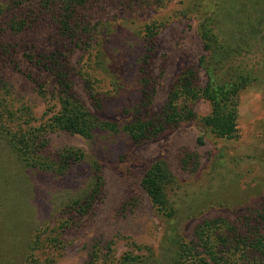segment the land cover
Wrapping results in <instances>:
<instances>
[{"label": "rangeland", "instance_id": "1", "mask_svg": "<svg viewBox=\"0 0 264 264\" xmlns=\"http://www.w3.org/2000/svg\"><path fill=\"white\" fill-rule=\"evenodd\" d=\"M5 1L0 0V4ZM31 1L48 3L47 12L53 17L59 5L68 0ZM219 1L229 7L234 3L243 6L242 0H98L87 15L90 32L96 34V50L80 45L73 51L72 60L81 72L92 74L93 56L101 52L106 64L128 80L124 91L133 98V74L144 47L140 31L144 25L156 23L152 77L153 110L157 113L182 71L197 67L205 54L197 11L212 12ZM227 12L221 18L226 38L234 31L226 19L242 15ZM6 19L0 14V41ZM56 29H43L41 47H47L43 37ZM246 63L255 66L260 79L240 95L237 138L233 140L218 139L207 132L203 145H199L195 122L184 123L148 144L130 149L120 146L115 152V142L122 139L112 134H101L96 142L68 133L49 134L44 144H37L34 151H39L33 152L30 160L41 166L48 164L50 170L26 166L0 134V264H104L108 258L117 263L124 256H144L148 248L153 256L147 264L164 261L168 224L142 188L145 174L158 160L165 161L178 180L179 188L172 194L178 209L174 224L188 240L193 239L200 222L218 216L234 218L262 199L264 54L253 55ZM13 64L0 70V101L16 114L12 120H4L15 134L45 123L57 112L58 104L57 98L47 93L48 78L41 75L38 80L46 81L37 85L18 69L12 70ZM23 65L31 68L26 62ZM92 76L99 90L113 93L111 78ZM80 80L77 91L91 108L81 76ZM198 81L200 86L206 83L201 70ZM194 111L202 118L210 114L211 106L201 100ZM67 149L84 153L85 161L62 172L60 154ZM94 164L101 170L103 191L88 215H80L69 207L70 200L88 188Z\"/></svg>", "mask_w": 264, "mask_h": 264}, {"label": "trees", "instance_id": "2", "mask_svg": "<svg viewBox=\"0 0 264 264\" xmlns=\"http://www.w3.org/2000/svg\"><path fill=\"white\" fill-rule=\"evenodd\" d=\"M95 2L98 0L64 1L53 17L47 12L48 3L40 5L31 0H7L0 4V14L7 17L5 34L1 35L0 41V70L14 63L12 70L18 69L37 85L46 81L38 80L43 75L48 78L49 88L46 89L49 90L46 92L56 97L58 104L57 112L45 123L29 132L13 134L4 120H12L16 114L0 101V134L26 166L51 170L48 164L32 163L30 155L39 151V148L34 149L37 144H44L47 135L56 133H68L92 142L101 134H112L123 140V144L122 140L115 142L114 152L116 149L120 151V146L130 149L153 142L188 122H195L198 127L199 145H203L207 132L218 139L237 138L240 95L257 85L260 79L255 66L248 65L246 60L264 54V0H242L243 6L234 3L235 6L231 7L219 1L212 12L197 11L200 17L198 34L205 54L197 67L182 71L171 87L167 102L157 113L153 110L155 89L152 77L156 23L144 25L140 31L144 47L133 74L136 77L133 98L124 91L128 80L106 64L101 52L93 56L95 65L92 70L95 75L112 79L113 93L99 90L93 73L81 72L72 60L73 51L80 45H86L93 52L96 50V34L90 32L87 19L88 13L96 8ZM226 12L242 14L241 18L226 19L234 29L227 38L221 29L225 26L221 18ZM52 26H56V31L43 37L45 43L47 40V47H41V32ZM23 62L31 68H25ZM199 70L206 77L203 86L198 81ZM80 76L91 108L77 91ZM201 100L211 106L210 114L202 118L194 111V105ZM107 115L120 120L108 119ZM60 155L62 172L85 161L84 153L75 149H67ZM142 188L168 224L164 261L157 264H264V197L234 218L218 216L200 222L194 228L193 239L188 240L174 224L178 209L172 194L176 193L179 184L165 161L158 160L151 165L142 180ZM102 189L101 170L95 165L88 188L72 198L69 207L80 215H88ZM144 252V256H124L117 263L108 258L104 264H147L151 261L149 256H153L152 249Z\"/></svg>", "mask_w": 264, "mask_h": 264}]
</instances>
